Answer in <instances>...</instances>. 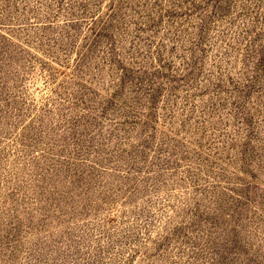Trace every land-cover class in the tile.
Wrapping results in <instances>:
<instances>
[{
	"label": "rangeland",
	"instance_id": "rangeland-1",
	"mask_svg": "<svg viewBox=\"0 0 264 264\" xmlns=\"http://www.w3.org/2000/svg\"><path fill=\"white\" fill-rule=\"evenodd\" d=\"M0 264H264V0H0Z\"/></svg>",
	"mask_w": 264,
	"mask_h": 264
}]
</instances>
